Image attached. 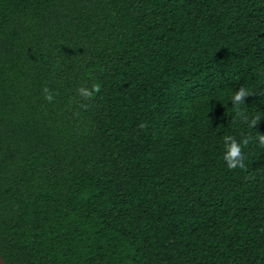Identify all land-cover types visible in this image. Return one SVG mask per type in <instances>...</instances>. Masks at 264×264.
<instances>
[{
    "label": "trees",
    "instance_id": "trees-1",
    "mask_svg": "<svg viewBox=\"0 0 264 264\" xmlns=\"http://www.w3.org/2000/svg\"><path fill=\"white\" fill-rule=\"evenodd\" d=\"M260 133L264 0H0L6 264H264Z\"/></svg>",
    "mask_w": 264,
    "mask_h": 264
},
{
    "label": "clouds",
    "instance_id": "clouds-1",
    "mask_svg": "<svg viewBox=\"0 0 264 264\" xmlns=\"http://www.w3.org/2000/svg\"><path fill=\"white\" fill-rule=\"evenodd\" d=\"M99 85H92L91 88L80 86L77 88V93L85 98L92 97L95 91H98ZM252 89L246 88L244 86H241L238 90H236L232 95L229 97V99L232 102V107L237 113L243 111L244 109H241V104L244 103L243 97L251 94ZM44 96L43 98L49 102L52 103L55 99V90L49 88L48 86H45L43 89ZM247 120V117H245ZM259 119V116H254L249 121V128H252L256 125L257 120ZM249 137H243L241 141L237 142L232 136L226 135L224 137V152H223V159L226 163V167L229 169L234 168H245V161L243 152L241 150L242 145H246L249 142ZM258 141L259 144L264 147V133L258 134Z\"/></svg>",
    "mask_w": 264,
    "mask_h": 264
},
{
    "label": "water",
    "instance_id": "water-1",
    "mask_svg": "<svg viewBox=\"0 0 264 264\" xmlns=\"http://www.w3.org/2000/svg\"><path fill=\"white\" fill-rule=\"evenodd\" d=\"M0 264H6L2 258V256L0 255Z\"/></svg>",
    "mask_w": 264,
    "mask_h": 264
}]
</instances>
